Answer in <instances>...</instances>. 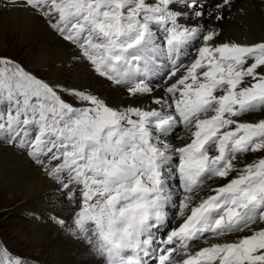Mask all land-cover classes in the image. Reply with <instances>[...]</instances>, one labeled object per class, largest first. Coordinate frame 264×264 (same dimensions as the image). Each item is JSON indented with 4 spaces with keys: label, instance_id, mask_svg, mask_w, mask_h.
<instances>
[{
    "label": "snow or ice",
    "instance_id": "obj_1",
    "mask_svg": "<svg viewBox=\"0 0 264 264\" xmlns=\"http://www.w3.org/2000/svg\"><path fill=\"white\" fill-rule=\"evenodd\" d=\"M0 6L42 21L68 46L64 70L85 64L98 85L0 56V141L52 181L48 221L82 260L264 264V38L222 39L232 0ZM0 264L38 262L0 239Z\"/></svg>",
    "mask_w": 264,
    "mask_h": 264
},
{
    "label": "bare ground",
    "instance_id": "obj_2",
    "mask_svg": "<svg viewBox=\"0 0 264 264\" xmlns=\"http://www.w3.org/2000/svg\"><path fill=\"white\" fill-rule=\"evenodd\" d=\"M219 24L222 39L258 42L264 38V0H232L230 10ZM9 42L24 54V65L32 72L43 68L48 79L61 80L67 87L98 86L85 64H76L71 72L64 70L62 66L69 56L68 46L42 21L23 9L0 6V51ZM51 185L52 181L40 167L0 141V196L4 197L0 200L7 199L10 205L5 211L14 220L10 235L36 255L30 261L38 264H96V261L82 260L85 247L68 236L59 225L48 221L49 216L57 214V207L49 204L48 197L43 195L51 191ZM31 212L41 219L29 218L26 213ZM59 214L68 215L66 211Z\"/></svg>",
    "mask_w": 264,
    "mask_h": 264
},
{
    "label": "rangeland",
    "instance_id": "obj_3",
    "mask_svg": "<svg viewBox=\"0 0 264 264\" xmlns=\"http://www.w3.org/2000/svg\"><path fill=\"white\" fill-rule=\"evenodd\" d=\"M0 2L3 3V0H0ZM0 56H8V57H11V58H13V59H15L17 61H20L23 64L25 63L24 62V54L22 52H20V51H17L16 46L13 43H10V42H9V44H6V46L4 47V50L0 51ZM34 73L36 75H38L39 77H41V78L48 79V75L45 73V70L43 68H40L39 70L35 69ZM1 198H4V197L0 196V199ZM8 204L9 203L7 202V199L0 200V239L6 241V243L11 248H13L15 251H18V252L28 256L29 259L30 258L35 259L36 255L30 253V251H28L24 247V245H22V244L19 245L20 241H18L15 237L10 235V233H11L10 225H11V222L14 221V220L11 219V216L7 215L6 212H5L6 209L8 208L7 206L10 207V205H8Z\"/></svg>",
    "mask_w": 264,
    "mask_h": 264
}]
</instances>
